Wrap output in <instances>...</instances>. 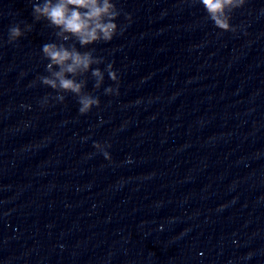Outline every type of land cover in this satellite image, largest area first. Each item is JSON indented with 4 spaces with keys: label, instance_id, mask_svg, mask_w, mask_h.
Here are the masks:
<instances>
[{
    "label": "water",
    "instance_id": "water-1",
    "mask_svg": "<svg viewBox=\"0 0 264 264\" xmlns=\"http://www.w3.org/2000/svg\"><path fill=\"white\" fill-rule=\"evenodd\" d=\"M0 264H264V0H0Z\"/></svg>",
    "mask_w": 264,
    "mask_h": 264
}]
</instances>
